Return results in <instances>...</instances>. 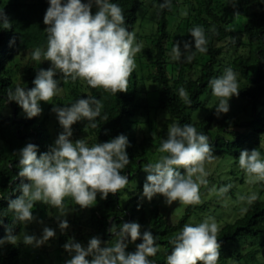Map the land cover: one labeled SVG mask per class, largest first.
<instances>
[{"label": "trees", "instance_id": "1", "mask_svg": "<svg viewBox=\"0 0 264 264\" xmlns=\"http://www.w3.org/2000/svg\"><path fill=\"white\" fill-rule=\"evenodd\" d=\"M196 1L197 5L189 4L187 8L185 37L180 41L181 44L189 41L195 54L191 62L185 57L182 58L176 75H171L167 69L170 62L168 51L173 48L167 18L170 9L169 7L161 9L159 5L153 18L154 28L143 35V41L146 40L148 43L142 45V50L138 52L140 61L144 60V56L147 57L148 63L145 62L149 70L139 77L135 69L127 92L113 94L103 88H91L82 79L72 81L68 78L65 82L58 71L56 78L61 88L69 83L74 85L69 88V92L65 91V96L53 97L47 104L44 115L41 113L29 119L15 101L8 99V93L14 91L17 86L26 89L34 87L32 81L37 71L40 68L46 69L45 65L36 67L32 61V52L36 48L47 47L48 34L45 29L47 26L43 23V17L49 7V0H0V13L6 16L11 25L10 28H4L3 22L0 21V217H4L3 224L0 225V238L6 235L7 227L13 228L15 235L23 229L24 223L16 221L15 214L7 207L10 199H15L21 194L19 190L21 180L17 176L18 151L26 143L31 142L38 146L39 155L54 143L49 124L52 119V108L58 101L59 107L70 106V99L75 101L79 98L86 99L89 95L101 101L103 107L100 116L93 122L77 121L72 125V137L75 138L79 131H87L92 136L89 144L92 146L98 142H106L119 134L126 135L129 140L126 151L130 162L122 170V174L128 176V184L138 177L150 159L146 141L138 142L133 130L140 106V96L144 95L148 101L150 100L143 89V82L146 80L152 83L156 110H161L167 115L156 141L167 138L168 127L172 124L190 123L198 132L209 137L215 155H230L238 159L241 150L264 148V0ZM109 2L121 7L125 26L133 32L138 20V0ZM96 10L93 5V13ZM240 16H245L241 27L238 30L231 29L229 23L234 19L240 20ZM196 26H202L205 30L207 51L203 53L195 51V41L190 35L191 29ZM236 32L244 33V40H239L235 36ZM141 37L137 36L136 43H139ZM26 54L28 58L24 61ZM189 54L191 53L188 52L187 55ZM185 66L188 69L193 67L197 69L191 75L183 72ZM227 67H231L237 73L240 88L237 98L243 102L242 109L246 114L244 118L235 113L216 118V105L211 107L206 105L211 94L209 81L220 76ZM180 88L187 91L192 101L191 106L180 98ZM43 103L41 101L40 106ZM146 106L151 107L148 102ZM104 117H107V120ZM92 123L97 126L92 127ZM145 180L146 176L141 179L138 188L143 187ZM242 180L241 177L240 181ZM224 183L227 185L228 182ZM258 185L260 188L256 194L257 199L247 203L241 215L219 227L218 239L221 242V249L218 264H262L258 257L264 249V197H262L264 181H259ZM216 189H219V184ZM123 190L126 188L115 195L110 193L106 200L100 199L98 194L97 202L91 208L81 209L74 204L71 218L67 219L69 224L79 228L73 230V237L87 244L82 230L85 229L88 237L99 236L111 246L118 239L108 232L112 221L117 229L123 222L136 221L142 225V231L148 228L156 237L155 246L158 252L149 259L153 264H166V258L172 249L170 241L195 212H202L208 206L206 205L208 202L187 205L177 221L169 223L156 204L145 209L138 193L129 195L127 202L123 200ZM228 191L232 192V189ZM63 240V233L59 232L57 248H61ZM140 242L142 241H136ZM134 250L135 244H129L127 251ZM20 254L18 243L0 245V264H21Z\"/></svg>", "mask_w": 264, "mask_h": 264}, {"label": "clouds", "instance_id": "2", "mask_svg": "<svg viewBox=\"0 0 264 264\" xmlns=\"http://www.w3.org/2000/svg\"><path fill=\"white\" fill-rule=\"evenodd\" d=\"M93 5L96 11L93 13ZM171 0H163L160 8L170 7ZM0 21L4 28L11 25L3 13ZM43 23L47 26V48H36L32 52L33 60L51 62L48 69L40 68L34 80V87L26 89L17 86L9 91L8 99L15 101L26 117L39 116L43 109L40 102H50L60 91V82L56 78L57 70L67 82L82 79L91 88H103L113 94L127 92L129 82L137 65L136 53L142 50V44L136 43L135 33L125 26L123 10L109 0H49ZM195 41V51L206 52L207 39L202 26L190 31ZM191 62L194 52L189 41L183 42ZM173 59L179 60L182 52L180 42L172 49ZM212 95L219 98L216 113H227L229 100L239 96L237 73L227 67L223 73L209 81ZM179 96L191 106L192 101L184 88L179 89ZM101 101L93 96L79 98L70 106H53L52 111L63 131L45 152L37 154L38 146L26 143L19 149V171L21 194L8 201V209L15 214V220L25 224L37 221L33 208L37 203L50 205L58 212L56 220L63 233L70 227L66 218L69 212L65 199L70 197L81 209L91 208L100 199H107L109 194H117L128 184V176L122 170L130 159L126 148L128 137L119 134L106 142L89 146L84 139L73 140L72 125L77 121H95L100 116ZM107 120V117H104ZM92 127H96L92 123ZM107 132V130H105ZM159 152L166 153L156 162L146 164L143 171L147 173L143 184L142 198L151 201L157 194L164 197L165 203L171 205L179 201L185 205L201 203L200 181L193 176L197 173L206 176L204 163L214 158L213 146L209 137L198 132L190 123L172 124L167 138L162 141ZM239 167L256 182L264 181V159L256 150H241L238 157ZM180 169L184 171L181 172ZM27 181V182H25ZM231 185L219 189L226 193ZM248 203L257 199L255 194L247 198ZM0 217V225L3 224ZM43 223V221H38ZM108 232L118 237L114 245L109 246L99 236L89 238L86 245L75 237L64 244L69 254L64 264H153L149 257L155 256L158 248L156 237L150 229L142 231L139 222H123L117 229L112 221ZM219 227L214 218H206L197 224L186 223L170 241L172 249L166 258V264H218L221 242L218 239ZM56 237V231L43 227L39 237L25 233L23 244L40 247ZM137 240L142 242L136 243ZM18 243V236L13 228H6V235L0 238V245ZM129 244H135L134 251H127Z\"/></svg>", "mask_w": 264, "mask_h": 264}, {"label": "rangeland", "instance_id": "3", "mask_svg": "<svg viewBox=\"0 0 264 264\" xmlns=\"http://www.w3.org/2000/svg\"><path fill=\"white\" fill-rule=\"evenodd\" d=\"M196 0H171V5L169 7L170 11L167 15L168 18V29L171 34V43L173 42V47L176 42H180L184 40L185 37V24H186V12L189 4L197 5ZM161 4V0H138V10L137 16L138 20L134 26L133 32L135 33V39L139 35L141 39L139 43H142L143 46L147 45L148 41H143V35L145 33H149L154 28V16L155 11L158 9L159 5ZM238 19L232 20L229 23V27L233 30H238L241 27V24L245 20V16H240ZM235 36L239 38V40H244L245 35L242 32H236ZM170 43V44H171ZM150 44V42H149ZM47 47H43L41 50L46 51ZM173 49V48H172ZM172 49L168 51L170 62L167 65L168 72L171 75H176L179 68V63L182 61V58L187 56L188 52H185L183 44L180 43V49L182 52L181 58L179 60L173 59ZM28 58V54H26L23 58L25 61ZM144 60H139L138 53L135 55V62H136V72L140 77L143 74L148 72V68L146 66V62L148 63L147 57H143ZM36 67H40L42 65L46 66V69L51 67V62L44 60V56H41L40 60H33ZM146 61V62H145ZM140 62V63H139ZM197 69L193 67L188 69V67L183 68L184 73H191ZM224 71V70H223ZM58 73V70H57ZM80 81V80H79ZM143 89L149 96V101L145 98L144 95L140 96V106L138 109V113L135 117L136 123L134 125V135L136 136V140L138 142L146 141L147 144V151L150 156L148 163L156 162L162 155L165 153L159 152L160 143L162 142L161 139L156 141V137L164 123L167 115L163 113L161 110H156L155 103L153 99L154 92L152 91L153 86L152 83L148 80L143 82ZM74 84L69 83L66 87H60V91L56 95V97L60 98L65 96V91L69 92V88H71ZM82 87V85L80 86ZM142 91V89H141ZM142 92V94L144 93ZM139 95V94H138ZM155 97V96H154ZM69 99V97H68ZM71 104L75 102L74 99H70ZM55 102V100L53 101ZM150 104L151 107H147L146 104ZM49 102H44L41 108L43 109L42 115L46 112V106ZM58 102L54 105L58 106ZM219 98L215 97L211 94L209 95L206 105L211 107L212 105H218ZM243 102L237 98V96H232L229 100L230 109L227 113H220L217 115L215 113V117L219 118L224 114H232L235 113L241 118H244L246 114L242 109ZM154 107V108H153ZM51 121L49 124V129L53 136V140L57 138L58 134L63 131L59 122H57V114L52 113ZM57 119V120H56ZM169 128V127H168ZM76 137L71 139H84L85 142L89 145L92 139V136L88 134L87 131H79L75 135ZM53 141V142H54ZM264 148H259L257 151L261 153V158L264 159ZM214 155V158L211 160H207L204 163V169L207 173L206 176L197 173L193 176V179L200 183V181H205L204 183H200V198L201 203L208 202L206 209L202 210V212L194 213L188 223L197 224L202 222L206 218H214L215 222L217 223L218 227H220L224 222L232 221L235 217L241 215L248 203V197L253 194H258L260 186L258 182L255 181L254 177H250L246 174V172L239 167L238 159L231 157L230 155ZM145 164V165H146ZM144 165V166H145ZM144 168V167H143ZM143 168L138 174V177L132 180L123 190L122 192V199L127 200V198L136 193L139 194L140 201L142 202L145 209H148L152 205H157L161 212L166 217L169 223H174L177 219L184 213V210L187 205L175 201L171 205L165 203L164 197L162 195L157 194L153 197L151 201L147 200V198H142V188H138L141 179L144 176H147V173L143 171ZM242 177V181L240 178ZM224 181H227V185H231L232 192L227 191L224 194H221L219 189L221 187L226 186ZM219 184V189H216V186ZM264 197V193L262 194ZM127 202V201H126ZM125 202V203H126ZM74 201L68 197L65 199V207L69 211L66 217L62 218H71V211L74 206ZM33 213L37 216L38 220L33 221L32 223L25 224L23 229L20 233L16 234L18 236V244L21 250V264H64L65 260L70 258L69 254L64 250L62 247L63 244L73 237V230L79 229L77 226H74L70 223V227L63 232V244L61 248L56 247L57 243V235L61 232L58 221L56 220V216L58 212L55 208L51 207L50 205H44L42 203H37L33 208ZM38 221H43L40 223ZM48 226L53 228L56 231V237L50 239L44 245L40 247H33V246H26L23 244V236L25 233L28 234H35L39 237L42 233L43 227ZM80 228H82L80 226ZM85 234V239L88 241L90 237L86 235L87 231L82 229ZM82 244L86 245L85 242H81ZM258 259L264 264V249L261 251Z\"/></svg>", "mask_w": 264, "mask_h": 264}]
</instances>
